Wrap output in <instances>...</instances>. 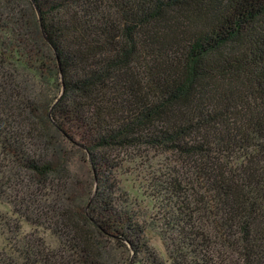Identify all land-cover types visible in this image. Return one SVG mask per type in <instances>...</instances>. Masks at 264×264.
<instances>
[{
	"label": "trees",
	"instance_id": "16d2710c",
	"mask_svg": "<svg viewBox=\"0 0 264 264\" xmlns=\"http://www.w3.org/2000/svg\"><path fill=\"white\" fill-rule=\"evenodd\" d=\"M140 147L166 258L112 183ZM136 263L264 264V0H0V264Z\"/></svg>",
	"mask_w": 264,
	"mask_h": 264
},
{
	"label": "rangeland",
	"instance_id": "374dc122",
	"mask_svg": "<svg viewBox=\"0 0 264 264\" xmlns=\"http://www.w3.org/2000/svg\"><path fill=\"white\" fill-rule=\"evenodd\" d=\"M128 152L120 154L121 164L113 171L112 183L118 193L116 196L119 195L116 200L130 203L132 210L144 224L148 244L159 256L166 258L159 233L162 221L167 218L169 211V199L166 198L168 194L163 188L167 187L166 181L170 182V178L178 177L174 175V170L178 167L174 156L169 152H157L145 147L130 149ZM70 172L84 180L88 179L86 166L78 156L70 159ZM46 239L50 245L56 243L49 233Z\"/></svg>",
	"mask_w": 264,
	"mask_h": 264
}]
</instances>
